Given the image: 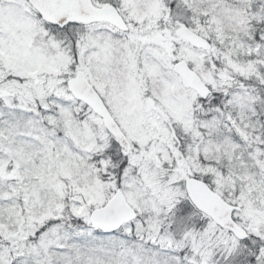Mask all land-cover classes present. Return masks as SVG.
<instances>
[{"label": "snow or ice", "instance_id": "1", "mask_svg": "<svg viewBox=\"0 0 264 264\" xmlns=\"http://www.w3.org/2000/svg\"><path fill=\"white\" fill-rule=\"evenodd\" d=\"M0 264H264V0H0Z\"/></svg>", "mask_w": 264, "mask_h": 264}]
</instances>
